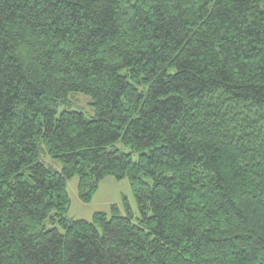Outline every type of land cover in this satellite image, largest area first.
<instances>
[{
  "label": "trees",
  "instance_id": "16d2710c",
  "mask_svg": "<svg viewBox=\"0 0 264 264\" xmlns=\"http://www.w3.org/2000/svg\"><path fill=\"white\" fill-rule=\"evenodd\" d=\"M0 264H264V0H0Z\"/></svg>",
  "mask_w": 264,
  "mask_h": 264
},
{
  "label": "rangeland",
  "instance_id": "374dc122",
  "mask_svg": "<svg viewBox=\"0 0 264 264\" xmlns=\"http://www.w3.org/2000/svg\"><path fill=\"white\" fill-rule=\"evenodd\" d=\"M71 109L82 111L87 117H92L96 114V110L92 105L91 98L86 94L72 93L70 95ZM63 107H60V112ZM115 147L120 148L124 152H131V147L125 145L122 140L115 144ZM135 160H138L139 154L134 153ZM48 163L54 164L61 169V163L48 157L46 159ZM79 177L75 176L69 180L68 192L70 196V206L67 216L72 219H85L88 221L94 220V214L98 211H106L111 213V205L119 204L124 205V197L127 198L131 204L133 210L138 213V202L134 195L133 189L128 177L123 179H117L113 175L105 177L101 183L99 189L93 194L90 201L85 202L81 199L79 194Z\"/></svg>",
  "mask_w": 264,
  "mask_h": 264
}]
</instances>
